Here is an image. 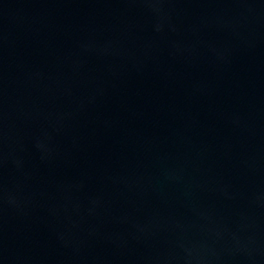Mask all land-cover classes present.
I'll return each instance as SVG.
<instances>
[{"label":"water","instance_id":"1","mask_svg":"<svg viewBox=\"0 0 264 264\" xmlns=\"http://www.w3.org/2000/svg\"><path fill=\"white\" fill-rule=\"evenodd\" d=\"M0 264H264V0H0Z\"/></svg>","mask_w":264,"mask_h":264}]
</instances>
